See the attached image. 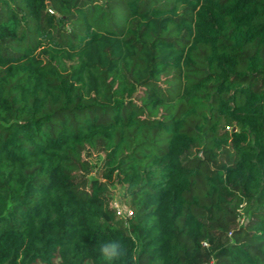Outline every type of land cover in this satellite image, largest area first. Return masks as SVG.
Wrapping results in <instances>:
<instances>
[{
    "label": "trees",
    "instance_id": "trees-1",
    "mask_svg": "<svg viewBox=\"0 0 264 264\" xmlns=\"http://www.w3.org/2000/svg\"><path fill=\"white\" fill-rule=\"evenodd\" d=\"M110 242L264 264V0H0V264Z\"/></svg>",
    "mask_w": 264,
    "mask_h": 264
},
{
    "label": "clouds",
    "instance_id": "clouds-1",
    "mask_svg": "<svg viewBox=\"0 0 264 264\" xmlns=\"http://www.w3.org/2000/svg\"><path fill=\"white\" fill-rule=\"evenodd\" d=\"M100 253L108 264H112V262L120 259L125 254L124 249L116 242L101 245Z\"/></svg>",
    "mask_w": 264,
    "mask_h": 264
},
{
    "label": "rangeland",
    "instance_id": "rangeland-1",
    "mask_svg": "<svg viewBox=\"0 0 264 264\" xmlns=\"http://www.w3.org/2000/svg\"><path fill=\"white\" fill-rule=\"evenodd\" d=\"M91 160L92 161H99L100 157L98 155L92 154ZM110 195H111V200L116 201L122 206H125L128 203V197L124 195V186L119 183H114L111 184L110 187Z\"/></svg>",
    "mask_w": 264,
    "mask_h": 264
},
{
    "label": "built area",
    "instance_id": "built-area-1",
    "mask_svg": "<svg viewBox=\"0 0 264 264\" xmlns=\"http://www.w3.org/2000/svg\"><path fill=\"white\" fill-rule=\"evenodd\" d=\"M111 205L115 209V212L118 216L128 217L132 214V209L128 205L122 206L116 201H112V200H111Z\"/></svg>",
    "mask_w": 264,
    "mask_h": 264
}]
</instances>
